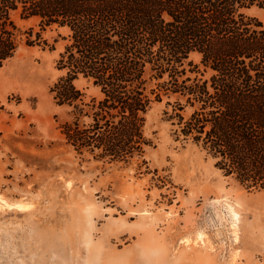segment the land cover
Listing matches in <instances>:
<instances>
[{
	"label": "rangeland",
	"instance_id": "rangeland-1",
	"mask_svg": "<svg viewBox=\"0 0 264 264\" xmlns=\"http://www.w3.org/2000/svg\"><path fill=\"white\" fill-rule=\"evenodd\" d=\"M246 14L264 26L263 9ZM17 23L38 30L34 20ZM66 37L48 28L0 66V264H264V191L246 190L177 140L163 114L173 98L148 109L152 146L142 158L107 164L65 144L72 109L50 90L64 75L56 66ZM74 85L86 102L100 97L82 79Z\"/></svg>",
	"mask_w": 264,
	"mask_h": 264
},
{
	"label": "trees",
	"instance_id": "trees-1",
	"mask_svg": "<svg viewBox=\"0 0 264 264\" xmlns=\"http://www.w3.org/2000/svg\"><path fill=\"white\" fill-rule=\"evenodd\" d=\"M253 7L264 0H0V66L48 28L64 29V75L50 92L72 109L60 136L74 153L107 164L142 158L148 109L173 98L163 114L177 140L264 191V26L246 14ZM29 20L37 31L19 28ZM78 79L100 97L84 101Z\"/></svg>",
	"mask_w": 264,
	"mask_h": 264
},
{
	"label": "bare ground",
	"instance_id": "bare-ground-1",
	"mask_svg": "<svg viewBox=\"0 0 264 264\" xmlns=\"http://www.w3.org/2000/svg\"><path fill=\"white\" fill-rule=\"evenodd\" d=\"M228 208H229L230 216L232 219V225H231L232 227L231 228H233L232 230H234V232H235V230L237 229V224L239 222V215L234 211V209L231 206H229Z\"/></svg>",
	"mask_w": 264,
	"mask_h": 264
}]
</instances>
